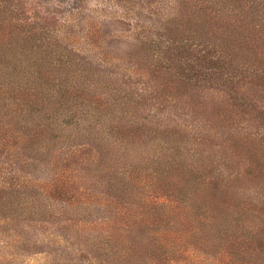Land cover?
I'll return each mask as SVG.
<instances>
[{
  "label": "rangeland",
  "instance_id": "rangeland-1",
  "mask_svg": "<svg viewBox=\"0 0 264 264\" xmlns=\"http://www.w3.org/2000/svg\"><path fill=\"white\" fill-rule=\"evenodd\" d=\"M166 1L0 0V46L10 42L15 45L19 34L31 35L36 44L48 39L64 44L57 41L65 35L63 18L79 9L82 26L76 36L82 37V32L92 37L89 60L94 77L105 71V67L101 71L94 67L99 64V55L104 53L105 59L116 56L113 70L127 67L137 73L131 82L134 99L128 114L141 119L138 116L148 112L168 115L171 109L173 119L166 116L168 119L163 120L187 128L175 134L153 131L150 125V129L143 127L135 134L134 130L113 131L107 134L111 139L130 146L134 144L126 137L142 140L161 135L179 152L183 147L176 138L187 134L184 142L202 145L207 149L206 161H216L204 169V175L215 177L211 179L181 172L177 164L169 165L173 167L167 172L157 170L156 165L125 169L119 172L128 181L125 196L122 187L92 180L93 176H102L107 181L115 175L113 170L100 169L109 157L105 156L90 167L84 179L75 180L70 192L74 197L92 192L96 202L104 203L96 214H82L74 204L72 210L62 212L63 223H57L50 221L49 215L42 222L38 215L30 214V206V213L11 220L5 216L10 209L1 210L0 264H264V170H253L256 159L264 169V85L257 93L262 95L261 100L251 103L252 95L245 94L249 87L239 92V83L232 82L227 72L210 77L211 73L204 70L206 74L199 77L196 87L174 82L175 75L156 69L167 60L161 63L154 51L140 50L137 59L126 61L123 56L134 32L161 23L162 7L172 4ZM180 9L181 15L172 22L173 27H180L178 38L206 31L210 39L225 45L228 58L239 67L235 70L239 77L264 83V0H183ZM118 57L123 62H118ZM170 61L174 66L175 61ZM143 73L149 77L148 85ZM242 85L240 82V88ZM78 108L79 119L86 125L90 108L84 101ZM21 141L17 145L13 142L9 149L14 159L12 171L25 173L35 163L39 166L52 160V154L47 157L48 149L39 158ZM24 159L32 162L26 164ZM186 177L194 182L187 187ZM214 181L226 186H214ZM183 188L185 191H181ZM50 201L42 198L37 202L43 206L45 202L51 205ZM103 215L110 217L105 225L95 220Z\"/></svg>",
  "mask_w": 264,
  "mask_h": 264
},
{
  "label": "trees",
  "instance_id": "trees-1",
  "mask_svg": "<svg viewBox=\"0 0 264 264\" xmlns=\"http://www.w3.org/2000/svg\"><path fill=\"white\" fill-rule=\"evenodd\" d=\"M170 2L172 4L162 7V24L155 23L147 31L134 32L126 46V55H122L126 61H133L134 57L137 59L136 52L140 50H151L157 54L161 63L167 60L156 69L164 70L171 76L175 75L174 82L188 86L196 84L197 87L199 77L206 74L204 70H207L208 74L211 73L210 77H218L227 72L232 82L243 83L241 88L238 84L239 92L242 88L249 87L245 94L252 95L249 99L251 103L255 102V99L261 100L262 95L257 93L259 88L262 90L264 83L253 77H239L235 72L239 67L234 66L233 61L228 58L227 52L224 51L225 45L210 39L206 31L186 33L181 38L177 37L180 36V27H173L172 22L181 15L183 0L181 3L179 0ZM76 10L67 11L72 15L63 18L65 35H61L57 41L61 40L64 44H55L50 39L36 44L31 35L19 34L15 45L10 42V45L0 46V212L4 208L10 209L11 213L5 215L9 220L30 213L27 211L29 206L32 212L30 214L38 215L42 222L47 221L45 215H49L50 221L63 223L60 217L62 212L72 210L74 204L82 214L88 212L92 215L93 211L96 214L97 210L104 207V203L96 202L92 192H81L80 197L71 196L70 192L75 180L84 179L89 174L90 167H95L98 160L101 162L105 156L109 157L100 169L105 172L113 170L115 175L108 177L107 181L106 177L102 176H93L92 180L104 182V186L122 187L125 196L127 191L124 185H128V181L127 178L119 176V172L128 168L149 169L150 165H156L157 170L167 172L165 170H171L174 164H177L181 166V172L192 173L191 176L195 178H215L212 175H204V169L216 161H211L210 164L206 161L204 153L207 149H202V145L199 147L188 140L184 142L187 134L183 137L178 135L176 138L179 147H183L180 151V148L176 149L179 152L161 135L142 140L126 137L134 144L130 146L128 142L117 141L107 135L122 130L128 133L134 130L132 134H135L143 127L150 129V125H153V131L175 134H182L187 128L179 122L163 120L168 119L164 118L166 116L173 119L171 109L168 115L163 113V116H160L157 112H148L138 116L141 119H133V115L128 114L127 108L134 99L131 82L137 73L127 67L113 70L116 56L105 59L103 53L97 57L99 64L94 67L99 71L105 67V71L94 77L89 60L92 59V37L82 32V37L76 36L79 26H82V11ZM76 37L78 41L75 40ZM170 60L175 61L174 66ZM117 61L123 62L119 57ZM142 77L146 78L148 85L149 77L145 76V73ZM104 84L112 87L105 88ZM86 92L88 95L84 96ZM79 97L82 98L77 102ZM83 101L91 112L86 125H82L79 119L81 116L78 107ZM19 141L28 144L33 153L39 154V158L45 154L43 150L48 149L47 157L52 154V160L39 166L35 163L34 166L28 167L25 173L12 171L10 166L14 159H11L9 149L14 145L13 142L17 145ZM101 153L103 155L99 158ZM170 154L175 156L170 157ZM31 162L24 159L26 164ZM171 164L173 166L168 168ZM253 167V170L257 169L258 172L264 170L257 159ZM250 178L252 179V176ZM185 179V187L194 183L188 177ZM214 182L217 187L222 184ZM222 185L226 186L225 183ZM183 190L185 191L184 188L181 191ZM227 192L230 196V191ZM42 198H51V205L45 202L42 206L38 203ZM95 220L105 225L104 223L110 222V217L103 215L95 217ZM107 236L109 237V234L103 242L107 241Z\"/></svg>",
  "mask_w": 264,
  "mask_h": 264
}]
</instances>
